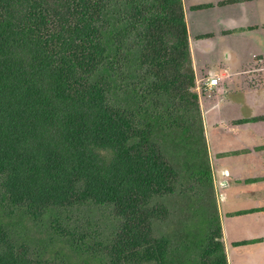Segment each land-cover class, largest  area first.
Here are the masks:
<instances>
[{"label":"trees","instance_id":"trees-1","mask_svg":"<svg viewBox=\"0 0 264 264\" xmlns=\"http://www.w3.org/2000/svg\"><path fill=\"white\" fill-rule=\"evenodd\" d=\"M183 0H0V264H228Z\"/></svg>","mask_w":264,"mask_h":264},{"label":"crops","instance_id":"crops-1","mask_svg":"<svg viewBox=\"0 0 264 264\" xmlns=\"http://www.w3.org/2000/svg\"><path fill=\"white\" fill-rule=\"evenodd\" d=\"M183 2L228 264H264V0Z\"/></svg>","mask_w":264,"mask_h":264},{"label":"built area","instance_id":"built-area-1","mask_svg":"<svg viewBox=\"0 0 264 264\" xmlns=\"http://www.w3.org/2000/svg\"><path fill=\"white\" fill-rule=\"evenodd\" d=\"M220 83V78L217 76L210 77L199 89L201 91H212L215 87H217Z\"/></svg>","mask_w":264,"mask_h":264},{"label":"rangeland","instance_id":"rangeland-1","mask_svg":"<svg viewBox=\"0 0 264 264\" xmlns=\"http://www.w3.org/2000/svg\"><path fill=\"white\" fill-rule=\"evenodd\" d=\"M204 76H205V75H204ZM201 79H202V80H205L206 78H205V77H203V76H201Z\"/></svg>","mask_w":264,"mask_h":264}]
</instances>
